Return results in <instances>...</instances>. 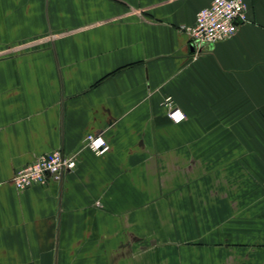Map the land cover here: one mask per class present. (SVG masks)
<instances>
[{"label": "crops", "instance_id": "obj_1", "mask_svg": "<svg viewBox=\"0 0 264 264\" xmlns=\"http://www.w3.org/2000/svg\"><path fill=\"white\" fill-rule=\"evenodd\" d=\"M210 2L0 0V264H264V0L199 50ZM57 150L61 182L15 188Z\"/></svg>", "mask_w": 264, "mask_h": 264}, {"label": "built area", "instance_id": "obj_2", "mask_svg": "<svg viewBox=\"0 0 264 264\" xmlns=\"http://www.w3.org/2000/svg\"><path fill=\"white\" fill-rule=\"evenodd\" d=\"M247 22L246 0H211L208 7L198 11L193 25L182 26L180 30L186 33L191 46L200 50L202 46L231 39L238 28ZM162 104L172 123L180 124L185 120L184 113L171 97H166ZM82 148L101 156L109 151L110 146L103 136L88 134L82 140ZM75 166L74 157L57 150L41 155L34 162L15 171L11 181L20 191L33 186H45L50 182L58 183Z\"/></svg>", "mask_w": 264, "mask_h": 264}]
</instances>
